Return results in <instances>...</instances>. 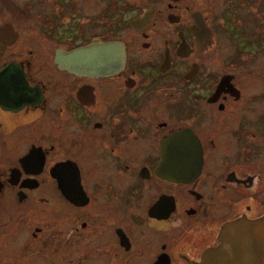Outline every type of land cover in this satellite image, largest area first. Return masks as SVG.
<instances>
[{
  "label": "flooded vegetation",
  "instance_id": "af4514ba",
  "mask_svg": "<svg viewBox=\"0 0 264 264\" xmlns=\"http://www.w3.org/2000/svg\"><path fill=\"white\" fill-rule=\"evenodd\" d=\"M0 217L56 264H206L263 221L264 0H0Z\"/></svg>",
  "mask_w": 264,
  "mask_h": 264
},
{
  "label": "water",
  "instance_id": "95a60500",
  "mask_svg": "<svg viewBox=\"0 0 264 264\" xmlns=\"http://www.w3.org/2000/svg\"><path fill=\"white\" fill-rule=\"evenodd\" d=\"M116 50L113 46L111 53ZM203 260L206 264H264V220L240 225L226 245L207 253Z\"/></svg>",
  "mask_w": 264,
  "mask_h": 264
},
{
  "label": "rangeland",
  "instance_id": "374dc122",
  "mask_svg": "<svg viewBox=\"0 0 264 264\" xmlns=\"http://www.w3.org/2000/svg\"><path fill=\"white\" fill-rule=\"evenodd\" d=\"M23 212L15 211V217L18 218ZM4 222L3 218L0 217V224ZM18 224V222L16 223ZM12 226V224L10 225ZM18 226V225H17ZM12 229L13 235H10V230H0V264H56L57 255L56 253L49 251H41L40 254L45 257L43 261L42 257H38L39 254H35V249L32 248L27 250L30 255L23 250V246L26 243L29 232L25 225H19L17 229ZM9 228V227H8ZM15 229V231H14ZM11 236V237H10ZM10 239V243L7 244ZM28 254V255H27ZM39 255V256H40ZM43 261V262H42Z\"/></svg>",
  "mask_w": 264,
  "mask_h": 264
}]
</instances>
